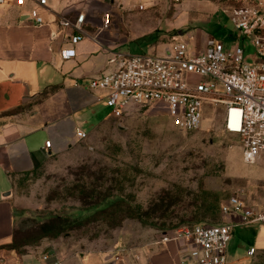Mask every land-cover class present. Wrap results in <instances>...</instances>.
<instances>
[{
    "label": "rangeland",
    "instance_id": "obj_1",
    "mask_svg": "<svg viewBox=\"0 0 264 264\" xmlns=\"http://www.w3.org/2000/svg\"><path fill=\"white\" fill-rule=\"evenodd\" d=\"M234 6L231 0L139 6L140 18L151 15L144 23L147 33L124 51L164 57L173 40L194 37L201 47L212 37L227 48L241 47L246 64L260 65L252 37L231 23ZM86 134L41 169L16 179L19 253L48 242L62 259L141 264L165 234L182 225L228 222L221 207L236 189L245 190L247 205L264 209V156L254 165L244 163L240 138L225 131L221 110H208L200 127L185 133L173 129L161 110L135 107ZM246 233L235 230L231 258L239 250L247 257ZM250 260L264 264V256Z\"/></svg>",
    "mask_w": 264,
    "mask_h": 264
},
{
    "label": "crops",
    "instance_id": "obj_2",
    "mask_svg": "<svg viewBox=\"0 0 264 264\" xmlns=\"http://www.w3.org/2000/svg\"><path fill=\"white\" fill-rule=\"evenodd\" d=\"M256 2L264 13V0ZM153 4L155 0H48L47 9H40V26L28 17L33 4L20 8L15 0H5L0 5V264H46L44 254L61 264H86L82 259H62L48 242L20 253L14 248L16 179L68 151L79 141L76 132L87 133L92 125L113 117L105 105L107 91L91 89V80L112 71V53L125 52L130 42L145 39L144 23L151 15L140 18L136 11ZM105 13L112 15L113 24L96 42ZM78 15H86L82 29L87 37L76 45L73 58L63 60L61 50L72 47L57 19L75 20ZM238 220L229 218L232 223ZM236 229L247 232L242 243L249 251L244 252L247 257L239 250L231 258L228 247L229 264V256L235 264H251L250 259L264 256V225L233 224L232 239ZM181 261L179 243L168 241L144 255L141 264Z\"/></svg>",
    "mask_w": 264,
    "mask_h": 264
},
{
    "label": "built area",
    "instance_id": "obj_3",
    "mask_svg": "<svg viewBox=\"0 0 264 264\" xmlns=\"http://www.w3.org/2000/svg\"><path fill=\"white\" fill-rule=\"evenodd\" d=\"M231 1L235 3L231 23L240 35L252 37L260 65L246 64L239 46L227 48L208 37L200 47L193 44L194 37L181 38L173 40L172 50L164 57L112 53L108 60L112 71L92 79L90 88L107 91L105 105L116 119L130 115L135 107L151 106L164 112L169 125L179 132L198 129L208 110H221L225 131L240 138L244 163L254 165L264 156V13L256 0ZM4 3L0 0V5ZM28 3L34 5L28 17L43 25L40 9H47L48 0H15L20 8ZM85 20L86 15L75 20L58 17L57 24L72 47L61 50L63 60L73 58L74 48L87 37L82 29ZM112 24V15L105 13L94 41L99 42ZM76 137L86 140L87 134L78 131ZM46 146L50 148L51 142ZM245 199V190L236 189L221 207V214L238 217L237 223L185 224L165 234L159 244L179 243L180 264H229L233 224L264 225V209L247 205ZM42 261L61 264L50 254H44Z\"/></svg>",
    "mask_w": 264,
    "mask_h": 264
},
{
    "label": "trees",
    "instance_id": "obj_4",
    "mask_svg": "<svg viewBox=\"0 0 264 264\" xmlns=\"http://www.w3.org/2000/svg\"><path fill=\"white\" fill-rule=\"evenodd\" d=\"M14 241H15V239H14ZM13 246H14V248H15V242H13Z\"/></svg>",
    "mask_w": 264,
    "mask_h": 264
}]
</instances>
